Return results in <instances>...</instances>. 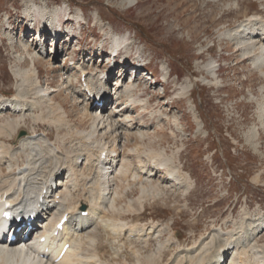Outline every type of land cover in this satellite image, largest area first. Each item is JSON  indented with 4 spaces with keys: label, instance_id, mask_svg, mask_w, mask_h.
I'll list each match as a JSON object with an SVG mask.
<instances>
[{
    "label": "rangeland",
    "instance_id": "1",
    "mask_svg": "<svg viewBox=\"0 0 264 264\" xmlns=\"http://www.w3.org/2000/svg\"><path fill=\"white\" fill-rule=\"evenodd\" d=\"M27 1L31 0H0V97L4 95L10 98L16 93L17 77L13 69L20 63L16 51L23 53L16 45L20 38L27 41L35 51L41 49L42 43L45 47L44 60L40 63L43 85L47 87V83L54 80L53 86L58 88L66 78L63 76L69 74L73 77L74 85L80 87V73L68 67V64L74 63L67 55L68 52L62 53L64 40L60 41L57 47L54 38L48 34L39 36L41 29L38 35L35 31H28L32 26L27 13ZM32 1L39 5L48 4L50 9H59L63 12L62 20H66L69 15L66 10L68 6L71 7L72 19L68 27L75 29L77 37L73 42L69 41L67 47L70 48L71 56L74 55L76 63H83L84 57L90 60L94 55L100 71L111 67L108 63L111 58L108 56L112 44L111 39H106L108 36L105 35V28L120 36H127L128 42L132 44L131 49L127 51L132 54L130 60L138 61L140 54L147 60L151 59L150 69L155 72L158 81L162 82L168 78L170 84L166 94L161 83L156 87H150L149 83L144 85L148 88L147 92L139 86L138 100L149 102L145 108V103L142 106L143 102L136 104L137 108L129 111V114L135 120L134 127H141L146 132V140H140L134 129L128 137L125 136V131L115 146L117 150L124 151L125 143L132 148L137 142H143L148 147L165 150L168 155L176 157L177 164L181 166L179 168L188 175L190 187L180 190L179 182L165 173V167H154L147 158H143L144 162L148 163V167H144L145 170L151 174L155 173L152 177L154 184L171 178L166 180L167 188L162 195L153 193L148 196L141 217V224H155L152 222L153 218L159 221V224H164V228H167L165 235L163 234L166 240L163 241L162 235L147 244H127V255L124 253L119 257L113 255L112 247H107L105 258L110 262L108 264H139L138 261L141 264H147V261L153 263L157 260V253L162 244L174 241L180 247L192 246L203 233L208 235L216 227H221L224 231L233 230L234 223L237 227L246 223V216L255 220L259 215H264V77L252 66V60L251 62L242 59L235 53L232 42L222 36V33L236 27L248 17L258 14L264 17V0ZM77 18L85 23L78 24ZM39 22L42 23V20L39 19ZM8 34L15 38V45L9 41ZM25 35L27 37L23 38ZM103 43L109 53L102 54L97 51ZM15 47L17 48L14 49ZM55 49L61 51V56H52L51 52H55ZM84 52H87V55L83 57L81 54ZM216 59L219 60L218 63L215 62ZM210 62L216 67L221 66V78L218 79L220 88L212 87L210 80L206 79L209 73L205 74L204 69ZM29 64L28 59L27 65ZM65 66L69 73L64 70ZM95 67L89 66L91 70H95ZM120 67V64L113 67L115 75H112L113 80L110 82L112 91H115L117 84H122L123 80L130 83L129 76L124 79V75H117L124 71ZM187 83L190 85L188 92L190 90L189 93L192 94L180 100L176 99L180 96L178 92L181 87ZM55 90L56 93L50 96L54 101L58 100L55 102L59 106L60 102L67 104L66 108H63L67 109L71 116L70 123L78 124L86 104L83 91L82 96L79 95L81 98L75 100L71 90L63 88L61 93V90ZM84 99L85 104L81 103ZM125 101L122 100L123 103ZM93 110L95 111V107L90 112ZM109 110H112V107ZM10 116L11 114H7L0 120L6 122ZM44 116L54 118L58 117V114L45 112ZM29 118L32 119V115ZM89 120L85 119L83 124L87 130L91 129ZM33 122L29 120L25 123L27 128L23 131H29L27 135L33 134L35 128L37 129ZM43 125L42 131L50 130L48 124ZM255 129L259 133L256 139L253 138ZM42 131L37 134L44 136ZM21 134L22 130L18 132L17 139L23 137H20ZM110 143L114 145L113 141ZM135 168L139 172L143 170L142 167ZM159 169L165 171L159 172ZM256 176L258 181L254 179ZM127 193L129 194L126 195ZM124 194L126 196L121 197L123 200L119 206L122 205V210L127 211L130 201L141 196L140 185L132 187ZM153 195L155 199L150 198ZM135 215L130 214L129 221L134 219ZM143 219L152 223H144ZM228 220L231 222L226 224ZM258 223L256 222L255 226ZM154 239L159 241H153ZM260 239L264 242L262 237ZM256 242L255 247L258 248L259 254L264 256V245H256Z\"/></svg>",
    "mask_w": 264,
    "mask_h": 264
},
{
    "label": "bare ground",
    "instance_id": "2",
    "mask_svg": "<svg viewBox=\"0 0 264 264\" xmlns=\"http://www.w3.org/2000/svg\"><path fill=\"white\" fill-rule=\"evenodd\" d=\"M27 2V13L32 24L37 14L43 21L48 24L50 22L51 29L41 26L40 22L37 24L41 29L40 37L43 33L48 34L57 42V47L59 42L64 40L62 53L68 52L67 55L71 56L67 46L69 41L73 42L77 37L74 29L59 33L56 37L53 29L59 22L66 24L72 18L69 16L62 20L63 12L59 9H50L48 4L39 5L32 0ZM12 34H8V39L15 45ZM106 35L110 36L111 49L123 42L122 36L112 30L106 31ZM222 36L232 42L235 53L242 59L252 60L255 70L261 72L264 77V17L261 14L248 17L236 27L222 33ZM16 43L24 53L16 51L20 62L18 67L13 69L17 77L16 93L10 99L0 97V119L3 115L11 114L6 122L0 120V195L2 200L6 199L12 204L9 211L13 214L37 213L38 222H46L49 233L45 235L43 232L39 236L48 239L35 246V250L27 251L0 244V264H108L110 262L105 258L107 247H112L116 257L124 253L126 256L127 244H147L153 238H161L167 228H162L156 223L141 224V217L148 196L153 193L162 195L167 188L166 180L171 178L154 184L152 177L155 173L151 174L145 170L148 163L144 162L143 158H147L154 167H165V173L179 182L180 190L189 188L190 184L188 175L179 168L181 166L177 164L176 157L168 155L165 150L148 147L143 142H137L132 148L125 143L126 150H117L115 143L121 139L122 134L126 131L125 136L128 137L136 129L135 120L129 111L136 109L138 103L143 102L144 106L145 101H139L137 98L139 85L125 81L122 85H117L114 100L118 105L125 107L116 105L109 110L105 105L98 106L95 99L92 100V95L102 99L109 95L108 85L112 79L109 71H100V66L96 65V71L93 69L89 72L88 66L75 64L74 67L81 70V76L86 75L80 87L82 89L78 90L73 83V77L66 75L62 86L50 90L53 86L45 88L40 80V63L45 54L43 44L40 45V50L35 51L24 39L20 38ZM104 47L102 45L97 51L102 54L109 53ZM56 53L61 55L59 50H56ZM51 54L53 56L54 50ZM27 59L30 60L29 65ZM114 59L117 61V58ZM64 70H67L66 66ZM204 70L210 74H217L219 71H216L211 62ZM212 81L213 85L218 84ZM63 88L71 90L75 100L81 98L79 95L82 91L90 95L89 102L85 104V99L81 102L85 104V108L78 124L70 123L71 116L65 109L67 104L59 101V106L50 96L57 91L55 89L61 90H58L61 93ZM188 89L190 85L187 83L182 88V94H186ZM122 100L126 101L123 103ZM94 107L95 111L90 112ZM45 112L58 114V117L48 118L44 116ZM30 115L33 120L29 118ZM87 118L91 120L90 130L83 125ZM29 120L34 121L38 130L35 128L34 133L32 130L33 134L17 139V133L26 130L25 123ZM262 123L264 124V120ZM43 124H48L50 130L42 131ZM41 131L45 137L36 135ZM135 134L140 140L146 137V132L141 127L136 129ZM258 136L259 133L255 129L253 138ZM110 140L113 141V146ZM103 151L108 153L103 156ZM135 167H142L143 170L139 172ZM65 174L66 181L63 180ZM254 179L258 181L259 178L256 176ZM138 184L142 191L141 196L130 201L127 211L122 210V205L119 206L123 200L121 197L128 195L129 193H124ZM150 198H154V195ZM130 214L136 215L129 221ZM244 219L246 223L240 227L234 223L233 230L214 228L208 235L203 233L199 241L192 246L180 247L174 241L161 243L157 260H153V263L146 260L147 264H227L229 258V264H264V256H259L254 242L258 233L264 231V218L259 216L257 221H253L246 216ZM226 222L228 224V221ZM256 222L259 223L255 226ZM60 223L62 226L58 227ZM64 243L70 244V248L64 257L58 260L59 254L52 253L60 247L61 250ZM137 263L141 264L139 261Z\"/></svg>",
    "mask_w": 264,
    "mask_h": 264
}]
</instances>
